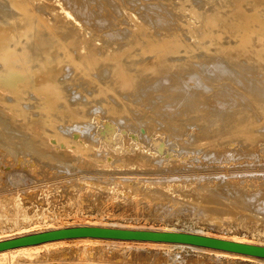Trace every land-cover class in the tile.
Masks as SVG:
<instances>
[{
    "label": "bare ground",
    "instance_id": "bare-ground-1",
    "mask_svg": "<svg viewBox=\"0 0 264 264\" xmlns=\"http://www.w3.org/2000/svg\"><path fill=\"white\" fill-rule=\"evenodd\" d=\"M56 18H59L58 20L62 24H58ZM187 37L192 42L191 44L194 43L197 44V46H193L194 48L192 49L188 48L190 43L187 44L184 41V38L186 40ZM113 45L117 47L114 46V48ZM130 48H135V52L131 53ZM65 56L67 58H65ZM94 112L102 113L106 121L99 124L100 120H98V118L92 119V113ZM237 112L243 113L240 120H244V122L246 120V124L252 122V120L253 122L254 120H256V122L260 121V126L259 123H257V125L263 137L264 0H0V148L1 146V149L4 147L8 152L5 153L12 155V157L14 156V161L16 160L15 158H17L15 156L22 155L23 157L24 154L31 155L33 161L34 159L39 161L41 158L44 160L52 158L48 154L42 152V150L45 152V147L43 148V145L46 146L47 144L48 146L49 144L47 141H54L58 145H56L57 147H63L64 151L72 152L76 154V156L84 155L88 157L92 146L96 145H93L94 141H97L98 145V141L103 143L104 141L111 139L115 140L120 137L121 133L116 132L117 128H123V130H129L132 133L134 132V137H140L142 135L146 137L149 132L148 127L151 126L150 124H155L158 128L165 131L169 137H172V139H174L173 137L181 136L186 125L192 124L193 126L194 124L195 127L198 126L200 132L207 134H204L205 137L209 136L207 141L213 144L211 140H213L217 134H221L222 136V134L228 131L230 122L233 121L232 119L237 115ZM246 116L247 118H245ZM91 121H94V126L96 128L98 125L99 127L103 125L105 126L104 129L98 131V129L95 130L93 128L92 130L93 124L91 123L90 126ZM233 123L236 124V122ZM242 124L238 123V125ZM246 124L244 125L246 126ZM214 125L218 126V128ZM212 126H214L215 129ZM146 127L148 130H146ZM257 128H255V130ZM241 130L242 129H240V131ZM99 132L101 134H99ZM202 133H200V135ZM240 133L241 132H239L238 135H240ZM247 133L248 132H246V134ZM159 134L161 135V133ZM242 134H244L243 131ZM242 134L240 135L241 137L243 136ZM246 134L244 135L246 136ZM196 137L198 138L199 135ZM205 137L203 139H205ZM262 137H260L261 139L259 140H262ZM186 138L188 139V137ZM36 139L37 141H35ZM222 139L223 136L221 137V142ZM232 139L230 140L232 141ZM254 140L252 139V141ZM207 141L205 142L204 140L206 145ZM202 142H200L201 147ZM198 143L196 142L195 145H198ZM241 143H243V141ZM156 144L159 145L158 141ZM192 145L193 143H191V146ZM254 145L256 144L253 143V148ZM171 147L173 146L171 145ZM180 147L182 149L181 145ZM201 147L200 149H202ZM223 147L225 150V142ZM177 148L178 147H176V149ZM210 148L212 147L210 146ZM214 148L215 147H213V149ZM185 149L186 148H184V150ZM246 149H248V147ZM161 150L164 151L163 147ZM208 150H206V152ZM231 151L233 150L230 149V152ZM49 152L51 151L49 150L48 153ZM58 152L61 154L60 152L62 151L59 150ZM225 152L227 151H224V153ZM247 152L248 158L250 155L251 158L256 159V157H254L255 154H249V149ZM218 153L217 150L216 154L218 155ZM234 153L236 155V152ZM237 153L239 152L237 151ZM243 153L245 157L246 151ZM196 154H200V152ZM216 154L212 160L213 162L217 161L219 165V159L214 160V158L221 157H217ZM54 155L56 154L54 153L53 156ZM174 155H176V153ZM219 155L221 156L222 153ZM60 156H63V154ZM71 156L73 155L71 154ZM92 157H95L93 153ZM137 157L136 160L134 159L136 162ZM158 157V159L161 158L160 156ZM191 157L193 156L191 155ZM199 157L200 156H198V158ZM56 158L59 159L58 154ZM141 158L144 160L146 157ZM224 158L221 162L226 161L227 156ZM242 158L243 157H241L239 162ZM20 159L21 156L19 160ZM58 159H56L57 161H55L54 158L53 160L51 159L55 161V163L50 166L60 170H69L72 168L67 162H64L65 160L62 161V159ZM195 159L190 160V162ZM8 160L9 159H7V161ZM30 160L31 159H29V161ZM145 160H148V158ZM233 160L234 157L232 158V161ZM236 160H238L237 157ZM243 160L245 159L243 158ZM21 161H24V159H21ZM38 161L35 162L38 163ZM50 161L48 163H52ZM148 161L150 162V160ZM207 161L208 160L205 162L207 163ZM250 161L251 160H249V162ZM3 162H0L1 165ZM10 162L12 161L10 160ZM39 162L38 164H41V161ZM145 162L147 163V161ZM196 162H191V165ZM201 162H203V160ZM9 164L11 165V163ZM214 164L216 165V163H213V166L211 165L210 167H214ZM10 165L8 166L10 167ZM19 165L20 164H18V168ZM35 165L37 164L35 163ZM248 165H250V163H248ZM28 166L29 165H27V169H29ZM155 166H157V163ZM180 166L181 165L178 167L176 166L177 169L180 168ZM193 166L190 167L198 170V167ZM40 167L45 170L42 164ZM140 167L142 166L140 165ZM182 167L183 166H181V168ZM202 167H204L203 164ZM244 167L247 168L246 166ZM159 168L160 167H158V170ZM161 168L163 169L164 167ZM161 168L160 170H162ZM70 171L72 173V169ZM127 171L129 172V170H126V173ZM9 173L10 176H15L13 180L15 183L22 182L21 180H23V177L21 174L17 173V175H13L11 172ZM160 173L163 174L162 172ZM146 174H148V172ZM156 174L158 175V173ZM167 174L164 175L166 176ZM192 174L193 176L195 175L194 173ZM251 174L244 175H249L250 177ZM254 174L257 177L256 173ZM8 175L7 173V177H9ZM238 175L239 178L243 176L242 173L241 176L240 173ZM149 178L152 179V177ZM111 179L110 181L114 180L113 178ZM118 179L113 182L119 181L122 184L124 183L125 185L123 187L125 189H129L130 187L131 192L130 190L129 192L132 193L134 196H132L133 198L145 197L148 201H152V203L156 200L160 201L166 199L167 204H175L173 203L174 200H172L173 193L171 192V198L170 195L168 196L165 193L166 185L164 186V192L161 185H159L158 188H156L157 186L153 188H143V183L142 186H139L137 185L139 183H135L136 181L134 182L132 179H126V177L125 179ZM207 179L210 181L211 177ZM225 179L226 178H224V180ZM243 179H247V177H242V180ZM262 179H264V177ZM137 180L141 182V179ZM148 180L147 182H149ZM160 180L162 181L163 177ZM164 180H167L166 177H164ZM171 181L173 182V178ZM198 181L199 180H197V184L194 182V184H196L195 186L192 188L189 187L191 196H194V200L198 202L197 204L194 203L192 208L193 210L194 208L203 210L210 219H215L214 217H210L212 211L218 212V214L235 215L240 212L238 210L243 209L248 213L256 211L258 214L264 215V188L263 186V189L261 188L262 184L258 186L260 187V189L258 188L259 194L256 193L257 191L255 193H249L250 195L240 194L239 192V195L233 194L227 197L223 191L221 192V189L219 190L214 187L215 184L213 188H210L205 184L201 185ZM220 181L218 182L219 186H221ZM128 182L131 184H128ZM152 182H154L153 179ZM152 182L148 184L151 185ZM157 182L160 181L156 180V183ZM205 182H208V180ZM226 185L228 184H223V189L224 186L227 187ZM247 185H250V183ZM117 186L114 187L117 188ZM230 186L228 185V187ZM233 186L234 185H232V187ZM89 187L90 186H88V188ZM186 188H183V190L180 188V190L183 191V193H187L189 188ZM236 188L234 186L235 193ZM90 189H92V187H90ZM240 189H242V187ZM180 190H177V193H179ZM252 194L256 195L252 196ZM176 199H178V197ZM15 200L14 205L16 203ZM181 200H183V198ZM150 202H148V204ZM180 202L177 203L176 207L180 205ZM203 202L225 207H209L207 205L206 207L200 204ZM191 204L189 203L190 206ZM190 206L189 209H192ZM183 208H185V206H183ZM186 208L188 209L187 204ZM181 209L179 212H181ZM185 209L183 210L185 211ZM12 211L13 213H10L5 208L0 209V225L9 223L16 226L24 223L29 218V216L23 212L17 210ZM203 211L199 213H203ZM162 212H164L163 209ZM169 212L170 210H168V214ZM171 213L173 214V212ZM242 214L245 215L244 213L240 215ZM245 217H247V215ZM81 225L106 226L95 225L93 223ZM126 226L131 227H124V225L123 227L120 225H111L107 227L177 231L176 229H153L152 227H134L133 225ZM64 227L66 226L43 229L33 233ZM192 233L255 244L253 241L235 236H217L206 232ZM28 234L32 233L10 237H3L5 234H2L0 235L2 236L0 237V241ZM66 242L84 244V246L81 251L73 249L72 253L74 254V260H71L72 262L67 261L66 258H60L58 259L59 262L56 264H88L89 261L87 258L89 253L85 246L97 242L122 243L126 245L133 242L139 243V245L150 244L153 245V247L163 246V248L164 246H170V248L172 246H187L200 251H208L217 256H226L227 258L234 257L247 261H258V263H260L259 261H264V258L249 254L183 243L76 237L0 250V264H46V260L36 257V251L34 252L31 250L43 246L46 248L54 247L56 244H63ZM200 261H193L192 264H201L203 262ZM211 262L213 263V260Z\"/></svg>",
    "mask_w": 264,
    "mask_h": 264
},
{
    "label": "rangeland",
    "instance_id": "rangeland-1",
    "mask_svg": "<svg viewBox=\"0 0 264 264\" xmlns=\"http://www.w3.org/2000/svg\"><path fill=\"white\" fill-rule=\"evenodd\" d=\"M58 19L59 18H56V20H58ZM57 22H58V24L59 23L62 24L59 20ZM186 40L184 38V41L187 44L192 43L188 37L186 38ZM190 44L188 45V48H191V49L197 46V44H194V43L191 44V46H190ZM114 46L117 47L116 45H113V47ZM134 50H135V48L134 49L130 48L131 53L135 52ZM65 58H67V57L65 56ZM99 113L100 112L92 113V119L98 118V120H100L99 124H101V123H104V121H106V119H105V117L103 118L104 115L102 113H100V114ZM239 113L240 112H237L236 113L237 115H235V114H234L235 116L233 115L235 120L237 119L236 121L234 120V118L232 116L233 121L230 122V127H229L228 131L226 133L222 134V136H223L222 142L220 141L221 137H222L221 134H217L218 136L216 135L218 138L216 136L213 138V136H212L213 140H211V141H213V144H212V142L207 141L209 139V136L205 137V135H207V134L200 132V129L198 128V126L195 127L194 124H193V126H192V124L186 125L181 136L173 137L175 139V141H174V139H172V137H169L165 131L158 128L155 124H153V125L150 124L151 126L149 125L150 127H148V129H149L150 133L148 132V135H147L148 137L147 136L145 137L142 135V136H140L141 138L138 136L134 137L133 136L134 132L132 133L129 130H123V128H117L116 132L121 133L120 137L116 138L115 140L111 139L108 141H104L103 142L104 145H103V143H101L99 141H98V145H97V141H94L93 145L94 144H96V145L92 146L91 151H89L90 155L88 157H85L84 155H77L76 156V154H74L72 152L64 151L63 147H60V148L57 147L58 145L54 141L53 142L47 141V143H49L50 146H49V144H48V146L46 144V146H47V148H46V146L43 145V148L45 147L44 148L45 152H44V150H42V152L48 154L52 158H50V159L48 158V160H44L43 158H41L39 160V161H41L42 166L45 167L44 168L45 170H43V168L40 167L41 164H38V163H40L38 160H35V159H34V161L32 160L31 155L24 154L23 157H22V155L15 156V157H17V158H15L18 162L17 163L16 160L15 161L13 160L14 156L12 157V155H8L7 154L8 152L4 149V147H3V149H1L2 148V146H1V148H0V151H1L0 152V160L2 162L3 161L4 162L2 163V165L0 163V209L5 208L10 213H13L12 210H17V211L25 213L27 216H29V218L24 223H21V224L16 225V226L9 224V223L1 224L0 225V235L5 234V235H3V237L4 236L10 237V236H15V235H19V234L33 233L35 231L54 228V227H58V226L69 227L70 225L71 226H77V225H81V224H89V223L92 224L93 223L95 225H106V226H111V225L119 226L120 225L121 227H123V225H124V227H131V226H126V225H133L134 227H144V228H151L152 227L153 229H157V228L158 229L159 228L160 229H172V230L176 229L177 231L180 229L179 231H185V232L186 231L187 232H189V231L190 232H198V233H201V232L205 233L206 232L208 234L210 233L211 235H217V236H219V235H221V236H235V237H239V238H243V239L253 241V242H255V244L262 243L260 245H264V219H263L264 215L258 214L256 211L248 213L247 211H244L243 209L238 210L240 212L238 214L236 213L235 215H227V214H220V213L218 214V212L216 213L215 211H212V213L210 214L211 215L210 217H214L215 219H210L209 216L207 214H205V212L203 210H199V209L194 208V210H195L194 211L192 208L193 204L194 203L197 204L198 202L196 200H194V198H195L194 196H191L190 188H192L193 186H195L197 184V180H199L198 183H200L201 185L205 184L207 187H210V188H213V186L215 184L214 187L218 188L219 190L221 189V192L223 191V193L226 194L227 197H230L233 194L239 195V192H240V194L250 195L249 193H251V192L255 193L257 191L256 193L259 194L258 188L260 189V187H258V186H260L262 184L261 188H262V186L264 188V182H263L264 179H262L264 177V135L262 137L261 131L259 128L261 122L260 121L256 122V120H254V122H253V120H252V122H250V123L247 121L248 123L246 124V120H245V122H244V120L243 121L240 120L243 113H240V115H239ZM101 114H102V116H101ZM245 118H247V116ZM233 122H236L239 129L237 128L236 124ZM91 123L93 124L92 130L94 128L95 130L98 129V131L99 130L102 131L105 127L103 125H101L99 127V125H98V127L96 128L94 126L95 125L94 121L90 122V126H91ZM231 123H232V126H231ZM238 123H240V124L243 123V124L238 125ZM257 123H259V126L257 125ZM244 124H246V126ZM214 126L216 128H218V126H216V125H214ZM214 126H212V127L215 129ZM247 126H248V128H247ZM257 126H258V128H257ZM151 127L153 128L154 131L155 130L156 131L154 132ZM150 128H151V130H150ZM154 128H156V129H154ZM157 128H158V130H157ZM244 128H246V129H244ZM255 128H257V129L255 130ZM148 129L146 127V130H148ZM240 129H242V130L240 131ZM242 131L244 132V134H246V132H248L246 134V136L244 134H242ZM234 132H235V134H234ZM239 132H241L240 135L241 134L243 135L242 137L240 135H238ZM159 133H161V135ZM200 133H202V134L200 135ZM227 133H229V134H227ZM230 133H231V135H230ZM232 133H233V135H232ZM99 134H101V133L99 132ZM156 135H159L160 137L156 136ZM198 135H199V137H198L199 139L196 137ZM200 136H201V139H200ZM255 136H256V138H255ZM186 137H188V139ZM204 137H205V139H203ZM229 137H230V139L233 138L234 140L232 139V141H231L229 139ZM260 137H262L263 139L259 140V139H261ZM148 138H149V140H148ZM239 138H240V140H239ZM252 139L253 140L255 139L254 140L255 142L252 141ZM204 140H205V142L207 141V145L209 146V150H208V146L205 144ZM235 140H236V143H235ZM35 141H37V139ZM157 141H158L159 145L156 144ZM240 141L241 142L243 141V143H241ZM245 141L247 142V145H246ZM194 142L195 143L199 142V143H198V145L197 144L195 145ZM200 142H202V147H201ZM224 142H225V146H226L225 150L223 147ZM162 143H163V145H162ZM175 143L177 145L178 144L179 145L177 146ZM191 143H193L192 146H191ZM238 143H239V145H238ZM253 143L256 144V145H254V148L252 147ZM214 144H216V145H214ZM171 145L174 148L171 147ZM180 145L182 146V149H181ZM219 145H220V147H219ZM54 146H56V147H54ZM108 146H109V148H108ZM113 146H114V148H113ZM196 146L199 148H197ZM210 146L212 148H210ZM246 146L250 150L249 154L250 153L253 155L255 154L254 157H256V159L251 158L250 155L248 158V156H247L248 149H246L247 148ZM162 147H163L164 151L161 150ZM176 147H178V148L176 149ZM192 147H193V149L194 148L197 149V150L194 149L195 154L193 153ZM200 147L202 149H200ZM213 147H215V148L213 149ZM241 147H242V149H241ZM155 148H156V150H155ZM179 148H180V150H179ZM184 148H186V149L184 150ZM217 148H219V149H217ZM238 148H240V149H238ZM251 148H252V150H251ZM46 149H47V151H46ZM48 149L51 152L48 153V151H49ZM131 149H133V150H131ZM174 149H175V151H174ZM228 149H229V151H228ZM230 149L233 150V151H231L232 154L230 152ZM3 150H4V152H3ZM53 150H54V152H53ZM59 150L62 151V152H60L61 154H59V152H58ZM151 150H152V152H151ZM206 150H208L207 151L208 154H207ZM217 150L219 152L218 155L216 154ZM220 150H221V152H220ZM154 151H155V154L157 157L158 156L161 157L160 159H158L159 157L157 158L155 156ZM190 151H191V153H190ZM202 151H203V154H202ZM224 151H227V152H225L226 154L224 153ZM237 151L239 153L241 152L243 155L241 153L240 154L237 153ZM245 151H246L245 155L247 156V158H246V156L244 157L243 152H245ZM254 151H255V153H254ZM5 152H7V153H5ZM91 152L93 153V156L95 155V157H92ZM199 152L202 156L200 154H196ZM234 152H236L237 156L235 155ZM54 153L56 155L53 156ZM64 153H65V155H64ZM175 153H176V155H174ZM221 153H222V155L220 156L219 154H221ZM5 154H7V155H5ZM57 154L59 156V159L56 158ZM62 154H63V156H60ZM71 154L73 156H71ZM215 154L217 155V157L222 158V159L221 158H214V160L219 159L218 160L220 162L219 165L217 164V161L213 162V160H212L213 157H215ZM191 155L193 157H191ZM253 155H252V157H253ZM20 156H21L22 160L24 159L26 164L24 163V161H21V159L19 160ZM29 156H30V158H29ZM137 156H139L140 158ZM198 156H200V157L198 158ZM226 156H227L226 161H222L223 162L222 163L221 160H224L225 159L224 157H226ZM231 156L234 157L233 161H232L233 157H231ZM60 157H62V158L64 157V158L62 159ZM74 157H78V158H74ZM136 157H137L138 163L135 161ZM141 157H144V158L146 157L145 159L148 158V160H150V162L152 160L154 165L152 162L150 163L148 160H145V159L143 160V158H141ZM190 157H191V159H190ZM236 157L238 160H236ZM238 157H240V158H238ZM241 157H243L245 160H243V158H242V160L239 162ZM53 158L55 161H57L56 159H58V160L62 159V161L65 160L64 162H67L72 167L71 168L72 173L70 171L71 169L60 170V169H57L56 167H51L50 165L55 163V161H52ZM7 159H9V160L7 161ZM29 159H31V160L29 161ZM95 159H97V160H95ZM161 159H163V160H161ZM192 159H195V160L191 161V162H196V161L197 162L195 164L192 163V165H191L190 160H192ZM230 159H231V161H230ZM253 159H255V160H253ZM10 160L13 163L10 162ZM112 160H114V161H112ZM202 160H203V162H201ZM206 160H208L209 162L207 161V163H206L205 162ZM249 160L252 161V165H251V161L249 162ZM35 161H38V163ZM49 161L52 163H48ZM141 161H142V163H141ZM145 161H147V163ZM157 161H159V162H157ZM14 162H16V163H14ZM19 162H21V163H19ZM33 162H34V164H33ZM148 162H149V164H148ZM236 162H237V164H236ZM9 163H11V165ZM22 163H24V164L21 165ZM35 163L37 165H35ZM156 163H157V166H155ZM188 163H190V164H188ZM201 163L203 164L204 167H202ZM213 163H216V165L214 164V167H210L211 165L213 166ZM248 163H250V165H248ZM258 163H260V164H258ZM7 164L10 165V167ZM13 164H15V165H13ZM18 164H20L19 168H18ZM43 164H45L46 166ZM150 164H152V165H150ZM178 164L183 166V167L181 168V166H180L181 169L180 168L177 169V167L179 166ZM186 164L189 166H187ZM5 165H7V166H5ZM27 165H29L28 166L29 169H27ZM33 165H35V166L32 167ZM140 165L142 167H140ZM143 165H144V167H143ZM237 165H239V166H237ZM171 166L174 168H172ZM186 166L188 169L187 168L185 169ZM190 166L198 167V170H200V171H198L196 168H192ZM199 166H200V168H199ZM208 166L210 167V169ZM244 166H246L247 168H245ZM158 167H160V168L164 167L163 168L164 170L161 168L164 172L162 170H160V168L158 170ZM168 167H169V169H168ZM175 167H176V169H175ZM206 167L209 169V171ZM260 167H261V170H260ZM150 168H152V169H150ZM193 169L194 170L196 169L197 172H196V170L194 171ZM126 170H129V172L127 171V173H126ZM172 170H173V172H172ZM175 170L177 171V173ZM201 170H202V172H201ZM152 171H154V172L157 171L156 173H158V175ZM178 171H181V172H178ZM206 171H208V172H206ZM250 171L252 172V174ZM261 171H263V172H261ZM9 172H11V174H13V175H17V173L21 174L23 177L22 178L23 180H21L22 182L15 183V181H13L15 176H10ZM14 172H15V174H14ZM19 172H22V173H19ZM73 172H75V173H73ZM119 172H121L122 174ZM147 172H148V174H146ZM160 172H162L163 174H161ZM248 172L251 174L250 177H249V175H244V174H249ZM7 173L9 174L8 175L9 177H7ZM68 173H69V175H68ZM171 173H173L174 175ZM192 173H194L195 175L193 176ZM239 173H240V176H241V173L243 174V176H241L240 178L238 177ZM254 173H256L258 178L255 176ZM160 174H161V176H160ZM164 174H167V175L165 176ZM185 174H186V176H185ZM190 174H191V176H190ZM153 175L156 179L153 177ZM177 175H178V177H177ZM180 175H181V177H180ZM187 175H188V177H187ZM205 175H206V178H205ZM207 175H208V177H207ZM223 175H224V178H226L225 180L223 178ZM253 175H254V178H253ZM174 176H175V179H174ZM189 176H190V178H189ZM212 176L213 177L216 176V177L213 178ZM117 177L120 179L121 178L125 179V177H126V179H132V180H134V182L136 181L135 183H139V184H137L139 186H142V183H143V186H142L143 188H146V187L147 188H153L156 186H157L156 188H158V186L161 185L163 187V190H164V186L166 185L165 186L166 192H165V190H164V192L168 196L170 195V198H171V194L173 193L172 194V200L175 201V202L173 201V203H175V204H172V203L167 204L166 199H163L160 201L156 200V201H153V203H152V201L151 202H150V200L148 201V199L145 197L144 198H137V199L133 198L134 196L132 195V193H130L131 188L129 186H128L129 189L127 187H126L127 189H125L123 187L125 185L124 183L122 184L119 181L113 182V181H116V179H118ZM132 177H134V178H132ZM149 177H152L154 182H152V179ZM162 177H163V180L161 181L160 179H162ZM164 177H166V179H167L166 181L164 180ZM171 177L173 178V182L171 181V179H172ZM176 177L179 179H177ZM193 177H194V179H193ZM195 177H196V180H195ZM197 177H198V179H197ZM209 177H211L210 181H209V179H207ZM217 177L219 178V180ZM221 177L223 178L224 181L222 180ZM242 177L243 178L247 177V179L242 180ZM111 178H113L114 180L110 181V180H112ZM168 178H170V179H168ZM137 179H141V182ZM144 179H147V180L150 179V180H148L149 182H147V180H144ZM182 179H183V184H182ZM156 180L157 181L159 180L160 182L156 183ZM176 180H177V182H176ZM184 180H185V182H184ZM202 180H203V182H202ZM207 180H208V182H205ZM220 180H222L223 182H226L229 186L230 185L231 186L228 187V185H226L227 187L224 186V189H223V184L225 185L226 183H223ZM260 180H261V182H260ZM150 181L152 182V184L153 183L154 184L153 185L148 184V183H151ZM179 181H181V182H179ZM219 181L221 182L220 183L221 186H219V183H218ZM130 182H128V184H131ZM194 182H196V184H194ZM185 183H186V185L188 184L187 188L190 187L188 189L187 193L186 192L183 193V191L180 190V188H182V190H183V188H186ZM217 183H218V185L216 186ZM249 183L251 186L247 185ZM85 184H86V186H85ZM232 185H234L235 188L237 187L236 193L234 191L235 190L234 186L232 187ZM88 186L92 187V189H90V187L88 188ZM114 186H117V188ZM119 187L121 189H123V188L124 189L121 190ZM241 187H242V189H240ZM172 188L173 189L177 188V189L173 190ZM230 188H232V189H230ZM245 188H246V190H245ZM255 189H257V190H255ZM129 190H130V192H129ZM177 190H180L179 193H177L178 192ZM251 190H253V191H251ZM243 191H244V193H243ZM186 195H187V197H186ZM253 195H256V194H252V196ZM173 196H174V198H173ZM175 196H177L179 200L176 199L177 197H175ZM15 197H16V200H15ZM182 198H183V200H181ZM14 200L16 202L15 205H14ZM158 201H159V203H158ZM165 201H166V203H165ZM148 202H150L149 204L151 206L148 204ZM179 202H180V205L182 207L178 204L179 206H177L178 207L177 208L176 205ZM182 202H183V204H182ZM189 203L190 204L192 203L191 206L189 205ZM162 204L163 205L166 204V205L163 206ZM170 204H171V206H170ZM186 204L188 206V209H189V206L192 209L188 210L186 208ZM200 204L203 206L207 205L209 207H213V206L225 207V206H220L217 204L213 205V203H209V202H203ZM183 206H185L186 209L183 208ZM152 207H154L155 209L157 208V209L155 210ZM158 207H159V210H158ZM165 207H166V209H165ZM175 207H176V209H175ZM161 208L163 209L164 212H162ZM181 208L185 209V211ZM180 209H181V212H179ZM165 210H166L167 214H166ZM168 210H170L169 214H168ZM182 210H183V212H182ZM200 211H203V213L202 212L199 213ZM171 212H173V214ZM196 213H199V214H196ZM241 213H244L245 215H243V214L240 215ZM246 213H248L249 216ZM201 214L203 215V217ZM251 214H253V215H251ZM246 215H247V217H245ZM240 216H242V217L244 216V217L242 218ZM253 216H255V217H253ZM217 217H218V219H217ZM238 218H239V220H238ZM110 223H112V224H110ZM199 231H201V232H199ZM0 237H2V236H0ZM83 246H84V244H74L73 242H66L63 244H56L54 247H49V248H46L44 246L39 247V248H35L31 251H34V252L36 251L35 252L36 257H39L40 259L46 260V264H47V262H48V264H56L59 262L58 259H60V258H66L67 261L72 262L74 260V254L72 253L73 249L74 250L78 249L81 251L83 249ZM75 247H77V248H75ZM85 247H87L88 253H89L88 254L89 256L87 258L89 261L88 264H90V263L91 264H186V263L192 264L193 261L199 262L200 260H201L200 262L203 261L201 264H215V263L216 264H264V261H259L260 263H258V261H255V262L254 261H247V260H242V259L234 258V257H232V258L228 257L227 258L226 256H217L211 252L200 251V250L193 249V248H190L187 246H183V247L172 246L171 248H170V246H164V248H163V246L162 247H159V246L153 247V245H150V244H146V245L140 244L139 245V243H133V242L130 244H127V245L122 244V243L119 244V243H112V242H99V243L97 242L94 244H92V243L87 244ZM58 256H59V258H58ZM66 256L69 257L70 259L67 258ZM77 257H78V255H77ZM212 260H213V263L211 262ZM214 261H215V263H214Z\"/></svg>",
    "mask_w": 264,
    "mask_h": 264
},
{
    "label": "water",
    "instance_id": "water-1",
    "mask_svg": "<svg viewBox=\"0 0 264 264\" xmlns=\"http://www.w3.org/2000/svg\"><path fill=\"white\" fill-rule=\"evenodd\" d=\"M76 237H96L118 240H148L183 243L215 248L264 258V245L243 243L185 231H156L107 226L78 225L51 229L0 241V250L34 245L46 241Z\"/></svg>",
    "mask_w": 264,
    "mask_h": 264
}]
</instances>
